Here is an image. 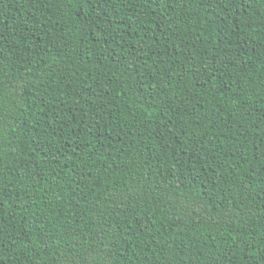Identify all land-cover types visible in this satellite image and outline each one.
Instances as JSON below:
<instances>
[{
  "label": "trees",
  "instance_id": "1",
  "mask_svg": "<svg viewBox=\"0 0 264 264\" xmlns=\"http://www.w3.org/2000/svg\"><path fill=\"white\" fill-rule=\"evenodd\" d=\"M0 264H264V0H0Z\"/></svg>",
  "mask_w": 264,
  "mask_h": 264
}]
</instances>
